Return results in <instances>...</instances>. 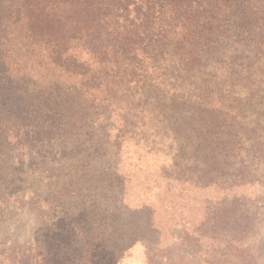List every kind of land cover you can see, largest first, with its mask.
Segmentation results:
<instances>
[{
  "label": "rangeland",
  "instance_id": "374dc122",
  "mask_svg": "<svg viewBox=\"0 0 264 264\" xmlns=\"http://www.w3.org/2000/svg\"><path fill=\"white\" fill-rule=\"evenodd\" d=\"M166 2L117 38L59 0L51 36L4 22L0 69L30 87L0 144V264H264V50L219 1Z\"/></svg>",
  "mask_w": 264,
  "mask_h": 264
},
{
  "label": "trees",
  "instance_id": "16d2710c",
  "mask_svg": "<svg viewBox=\"0 0 264 264\" xmlns=\"http://www.w3.org/2000/svg\"><path fill=\"white\" fill-rule=\"evenodd\" d=\"M49 1L0 0V29L3 30L2 26L5 21L19 23L21 19H24L28 26L24 30L26 40L33 39L35 41L39 37L51 36L61 28L63 17L58 16L59 7L48 5ZM63 1L66 4L70 2L72 10L68 13L69 17L79 18V20L82 18L94 24L85 27L88 33L98 37H102L103 34H113V38H117L113 31V25L120 20L128 22L132 13L135 14L136 18L143 15L147 21L148 13L140 14L137 8L131 9L132 6L139 2L141 7L150 8L151 4L157 3L159 0H59L60 3ZM160 1L161 3H167V0ZM216 1L221 2L220 5L222 6H227L228 10L232 8L234 10L233 15L238 17L239 20L243 19L241 25L246 27V32L253 39L254 47L258 50H264V0ZM112 22H114L113 25ZM140 29L141 26L137 28V30ZM146 30L147 27H145ZM117 36L120 37L121 34H117ZM8 40L5 35H0V49H3ZM119 43L122 47L123 43ZM117 47V45H112L114 50ZM57 51V55L61 57L60 50ZM260 57L264 63L263 53ZM7 70L5 68L0 69V144L7 141V133L23 125L22 118L18 116L19 108L15 104L17 100L28 93V87H30V85L27 86L24 77H13ZM41 93V99L44 100L40 103L41 105L49 102V97H55L49 90Z\"/></svg>",
  "mask_w": 264,
  "mask_h": 264
}]
</instances>
